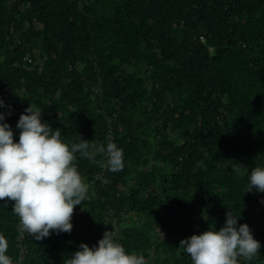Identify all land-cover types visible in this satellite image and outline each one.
<instances>
[{
	"label": "trees",
	"instance_id": "16d2710c",
	"mask_svg": "<svg viewBox=\"0 0 264 264\" xmlns=\"http://www.w3.org/2000/svg\"><path fill=\"white\" fill-rule=\"evenodd\" d=\"M0 98L14 142L29 105L69 147L89 141L70 234L35 240L0 201L13 264H63L112 224L146 264H192L180 241L226 212L261 244L240 264H264V193L247 187L264 166V0H0Z\"/></svg>",
	"mask_w": 264,
	"mask_h": 264
},
{
	"label": "clouds",
	"instance_id": "9594fccd",
	"mask_svg": "<svg viewBox=\"0 0 264 264\" xmlns=\"http://www.w3.org/2000/svg\"><path fill=\"white\" fill-rule=\"evenodd\" d=\"M0 201H14L12 212L19 218L20 226L35 240L51 234L71 233L74 207L86 199L88 185L83 181L76 164V154L89 156V141L80 137L71 147L61 139V130L42 122L39 107L31 105L20 114L15 125L18 140L14 142V130L7 123L11 106L0 98ZM106 154V167L117 172L123 167V150L114 143L101 149ZM244 166L237 163L233 171L240 174ZM107 183L106 180H103ZM248 192L264 193V166L255 167L248 175ZM247 192V193H248ZM5 204L0 207H6ZM226 212V220L219 230L209 228L200 234L182 239L179 248L189 254L192 264H240L259 254L261 244L254 239L247 224ZM51 230V231H50ZM8 243L0 234V264H13L7 255ZM71 254L63 264H146L143 255L127 252L119 242L115 224L105 231L97 244L86 243Z\"/></svg>",
	"mask_w": 264,
	"mask_h": 264
}]
</instances>
